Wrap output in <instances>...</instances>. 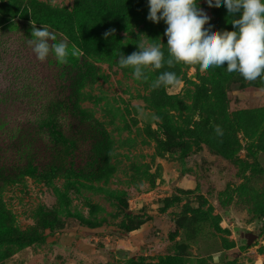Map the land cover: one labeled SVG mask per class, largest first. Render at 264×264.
<instances>
[{
	"label": "rangeland",
	"instance_id": "1",
	"mask_svg": "<svg viewBox=\"0 0 264 264\" xmlns=\"http://www.w3.org/2000/svg\"><path fill=\"white\" fill-rule=\"evenodd\" d=\"M82 2L0 0V165H25L0 190V264H264V82L166 64L141 82L119 57L97 61L78 120L79 56L40 62L28 40L33 23L96 47L103 23ZM197 4L205 27L234 30ZM165 29L138 20L121 53L147 40L167 59ZM164 71L181 85L154 90Z\"/></svg>",
	"mask_w": 264,
	"mask_h": 264
},
{
	"label": "clouds",
	"instance_id": "2",
	"mask_svg": "<svg viewBox=\"0 0 264 264\" xmlns=\"http://www.w3.org/2000/svg\"><path fill=\"white\" fill-rule=\"evenodd\" d=\"M209 7L227 9L232 31H214L209 25L210 17L198 7L197 0H148L147 19L167 25V59L163 43H137L138 51L130 55L119 52L117 61L120 68H131L133 79L148 82L150 72L177 65L198 66L201 73L210 68L226 65V71L238 73L246 82L260 79L264 82V0H206ZM239 14V18H235ZM114 30L105 33L112 34ZM52 41L53 43H49ZM57 41L55 33L48 28H36L32 23L31 39L28 40L37 60L44 62L54 55L57 62L67 64L69 57H78L79 49L66 41ZM181 78L173 71L160 73L151 82V87L177 88ZM217 137L223 136L220 125L214 126Z\"/></svg>",
	"mask_w": 264,
	"mask_h": 264
},
{
	"label": "trees",
	"instance_id": "3",
	"mask_svg": "<svg viewBox=\"0 0 264 264\" xmlns=\"http://www.w3.org/2000/svg\"><path fill=\"white\" fill-rule=\"evenodd\" d=\"M82 3L83 6H87L93 10L90 12L100 16L103 30L99 34L101 39L97 42L96 47L84 46L80 50L79 64L78 68H76L77 74L74 77V81L71 82V102L69 106L72 112L77 115L78 120H81L80 116L82 112L79 103L81 90L100 71L95 62L115 60L119 57V52L123 51V37L120 36V31L131 30L138 20L144 22L146 29L152 32L167 27L164 21L156 24L147 19L149 12L148 0H83ZM218 11L220 16L224 17L228 15L227 9L223 4L218 8ZM110 30H114V32L106 37L105 33ZM55 123L59 124L57 121ZM89 127L94 134L99 131L104 135L107 134L98 123L96 125L92 124ZM24 167L25 165L20 166L18 164L12 167L0 165V190L2 189V184L18 179L19 171L23 170Z\"/></svg>",
	"mask_w": 264,
	"mask_h": 264
}]
</instances>
